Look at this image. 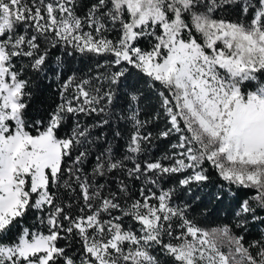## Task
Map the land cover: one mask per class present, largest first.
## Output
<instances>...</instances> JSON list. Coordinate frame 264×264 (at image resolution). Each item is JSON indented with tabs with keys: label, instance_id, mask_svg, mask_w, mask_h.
<instances>
[{
	"label": "snow or ice",
	"instance_id": "1",
	"mask_svg": "<svg viewBox=\"0 0 264 264\" xmlns=\"http://www.w3.org/2000/svg\"><path fill=\"white\" fill-rule=\"evenodd\" d=\"M0 264H264V0H0Z\"/></svg>",
	"mask_w": 264,
	"mask_h": 264
}]
</instances>
